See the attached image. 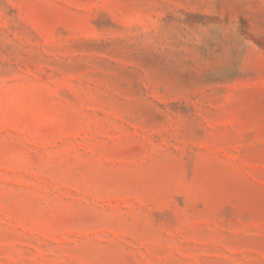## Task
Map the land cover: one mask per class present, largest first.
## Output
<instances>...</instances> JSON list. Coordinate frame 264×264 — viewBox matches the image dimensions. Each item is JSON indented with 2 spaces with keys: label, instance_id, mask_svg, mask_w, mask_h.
<instances>
[{
  "label": "rangeland",
  "instance_id": "obj_1",
  "mask_svg": "<svg viewBox=\"0 0 264 264\" xmlns=\"http://www.w3.org/2000/svg\"><path fill=\"white\" fill-rule=\"evenodd\" d=\"M0 264H264V0H0Z\"/></svg>",
  "mask_w": 264,
  "mask_h": 264
}]
</instances>
